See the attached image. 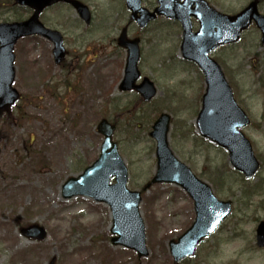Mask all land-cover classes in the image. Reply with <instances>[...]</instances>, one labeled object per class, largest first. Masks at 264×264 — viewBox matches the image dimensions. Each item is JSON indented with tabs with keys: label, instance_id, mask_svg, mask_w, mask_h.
<instances>
[{
	"label": "rangeland",
	"instance_id": "374dc122",
	"mask_svg": "<svg viewBox=\"0 0 264 264\" xmlns=\"http://www.w3.org/2000/svg\"><path fill=\"white\" fill-rule=\"evenodd\" d=\"M79 1L91 10L88 27L69 7L57 6L42 15V22L64 37V69L53 64L51 45L42 39L15 45L13 87L20 100L0 118V264H138L130 251L111 245L107 206L83 197L63 200L61 187L97 159L102 137L95 128L106 119L116 120L113 140L128 169L127 187L140 190L154 173L155 145L148 132L160 113L171 117L173 154L217 198L232 202L231 216L204 240L198 258H207L219 246L211 256L213 264H264V252L254 248L255 228L264 221V197L257 195L259 189L264 193V47L257 31L251 27L237 44L213 56L251 120L244 133L261 166L245 184L231 169L227 153L196 133L204 82L195 66L180 61L177 28L163 21L148 31L128 28L129 37L141 40V75L157 89L151 102L141 104L134 93H119L116 85L125 59L114 43L128 19L123 3ZM249 1L208 0L229 15ZM260 11L264 14V2ZM27 16L11 0H0L1 22ZM140 212L149 251L140 264H159L158 259L170 263L164 246L191 225V201L174 186L155 185L142 197ZM28 225L43 228L46 238L24 239L20 229Z\"/></svg>",
	"mask_w": 264,
	"mask_h": 264
},
{
	"label": "water",
	"instance_id": "95a60500",
	"mask_svg": "<svg viewBox=\"0 0 264 264\" xmlns=\"http://www.w3.org/2000/svg\"><path fill=\"white\" fill-rule=\"evenodd\" d=\"M32 10V16L23 23L0 24V115L7 112L18 100V93L12 89L14 78L13 46L16 41L25 36L38 35L54 43L55 63L64 56L62 39L59 33L45 29L38 16L42 10L58 1L70 4L82 18H87V9L73 0H14ZM162 7L156 10L158 15H164L178 20L183 28L181 44L182 56L194 62L204 75L206 84L202 99L201 111L196 119V127L202 137L208 138L229 153L231 165L242 172L245 177H251L258 168L249 142L239 131L249 120L235 103L231 89L219 66L208 58V53L220 44L236 42L241 32L253 22L261 34L260 43L264 45V16L257 12L255 0L234 17L221 16L207 7L204 1L185 0L178 5L177 0H160ZM131 18L137 13L135 20L139 26L154 18L139 8L138 0H126ZM195 5V9L191 6ZM194 17L200 23V30L192 34L189 18ZM119 44L127 50L124 79L119 86L120 91L135 90L144 101L155 96L153 85L144 79L142 84L135 86L139 77L137 61L139 51L137 41H128L124 34L119 37ZM114 126L101 120L97 132L103 136L98 159L77 178H70L62 187V198L71 199L76 196L90 197L97 202L106 203L113 215L112 233L119 235L113 239L114 245L121 244L135 250L138 256H146L144 246V226L139 217L137 205L141 201L139 192L126 189L127 170L118 155L117 145L112 142ZM169 117L161 115L152 126L149 137L155 140L156 171L151 182L144 190L153 184L167 183L181 187L193 200L196 218L191 227L177 240L170 243V253L175 261L190 256L195 246L202 238L211 233L223 219L230 214V203L219 202L211 194L209 186L199 181L184 164L171 153L167 143ZM110 180L114 184H110ZM21 234L35 240H43L45 231L37 226L21 230ZM259 245H264V226L257 229Z\"/></svg>",
	"mask_w": 264,
	"mask_h": 264
},
{
	"label": "flooded vegetation",
	"instance_id": "af4514ba",
	"mask_svg": "<svg viewBox=\"0 0 264 264\" xmlns=\"http://www.w3.org/2000/svg\"><path fill=\"white\" fill-rule=\"evenodd\" d=\"M140 3H141V7L143 9H145L146 11H153V10H155L159 6V0H140ZM159 19H162V18H158L156 21H158ZM156 21H154V22H156ZM193 22L194 21H192V23ZM219 248H220L219 246H215L208 253L207 258H198V253L195 252V257L183 259V260L179 261L178 263H169V261H168V264H213L211 262L213 260V257H211V256H214L215 255L214 252L218 253ZM254 248H255V252L256 251L264 252V249H260V248H258L256 246ZM161 253L162 254L164 253V251L162 249H161ZM244 253H246V251H244ZM132 258H133L134 262H136L138 264H140L143 260L148 259V258H138L133 253H132ZM155 261H159V264H163V260L161 261V260L158 259V260H155ZM155 261H152V263H154ZM247 261H249V260H247ZM146 264H148V263H146Z\"/></svg>",
	"mask_w": 264,
	"mask_h": 264
},
{
	"label": "trees",
	"instance_id": "16d2710c",
	"mask_svg": "<svg viewBox=\"0 0 264 264\" xmlns=\"http://www.w3.org/2000/svg\"><path fill=\"white\" fill-rule=\"evenodd\" d=\"M4 122H5V121H3V123H4ZM0 131H1V130H0ZM1 139H2V138H1V134H0V145H1Z\"/></svg>",
	"mask_w": 264,
	"mask_h": 264
}]
</instances>
